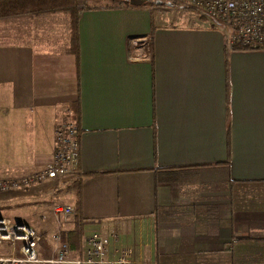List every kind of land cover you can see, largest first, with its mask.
<instances>
[{"label":"crops","instance_id":"0c3cea01","mask_svg":"<svg viewBox=\"0 0 264 264\" xmlns=\"http://www.w3.org/2000/svg\"><path fill=\"white\" fill-rule=\"evenodd\" d=\"M9 1L0 21L23 14ZM52 1L68 5L62 38L0 28V177L52 161L67 112L78 127L76 173L0 201L55 196L51 207H73L71 231L79 212L83 241L104 223L136 260L264 264L252 240L264 237V50L230 51L226 62L222 29L166 4L77 12ZM145 35L149 58L131 59L129 38Z\"/></svg>","mask_w":264,"mask_h":264},{"label":"built area","instance_id":"2783aa9c","mask_svg":"<svg viewBox=\"0 0 264 264\" xmlns=\"http://www.w3.org/2000/svg\"><path fill=\"white\" fill-rule=\"evenodd\" d=\"M163 2L196 12L206 19L210 26L222 29L228 47L233 45L250 49L264 47V0H163ZM150 46L149 35L131 37L128 40V53L131 59H146L150 56ZM69 115L70 112H67L66 118L55 127V150L52 161L21 176L0 177V195L76 173L79 154L78 127ZM52 212L55 216L69 217L73 213V207L57 203L52 206ZM44 237L53 242V248L50 256L39 258L37 248ZM0 264H153V262L149 258L136 260L128 240L122 237L115 227L104 223L97 231L85 237L82 252L73 254L69 244L61 238L59 224L56 232L50 235L44 233L40 227L34 228L13 222L7 216H0Z\"/></svg>","mask_w":264,"mask_h":264},{"label":"rangeland","instance_id":"374dc122","mask_svg":"<svg viewBox=\"0 0 264 264\" xmlns=\"http://www.w3.org/2000/svg\"><path fill=\"white\" fill-rule=\"evenodd\" d=\"M91 1L92 0H81L80 4L82 6L79 4L78 9L81 11L82 9L87 8V6H97L96 4L93 5V3L96 2L102 4L111 3L110 0ZM46 2L47 0H25L23 3H19L18 5L22 7V11H20L23 14L19 17L15 16L16 18H14L12 16L18 14L19 12L13 13V11H9L10 15L8 16L11 17L2 18L0 21V28L7 29L9 31L23 28L25 30L24 32H26L27 30L29 33L37 34L38 36L54 39L62 38L65 34V29H67V23L62 17L59 16V13L63 8L68 7V5L66 6V3L63 4L62 1H52V3H50V0H48V3ZM69 6L70 8H75L71 3ZM176 8L184 10L186 12L189 11L193 13L192 15L195 14L197 18L202 21H206L209 24L206 19L200 17L196 12L184 8ZM18 9L19 8H17L16 10ZM75 9L77 10V7ZM66 14L68 16L69 29L73 32L72 17L70 13L66 12ZM36 184H40L42 188L41 190H44L49 186L50 183L49 181H44ZM56 200L62 201L55 196L46 197L42 192L40 197L35 199L28 198L17 202L0 201V216H7L13 222L23 223L34 228L40 227L44 233H48L50 235L56 232L59 224L61 238L64 240V237H67V235L69 236L72 231L70 230V226L68 225V216H55L53 214L50 204L55 202ZM78 246H81L80 250L84 247V241L83 239H81V236L78 242ZM52 248L53 242L50 241L47 237H44L37 248L38 257L50 256ZM7 249L9 250L10 247H7ZM189 258L190 259H188V262L186 261V264H224L223 262H225L222 260L223 257Z\"/></svg>","mask_w":264,"mask_h":264},{"label":"trees","instance_id":"16d2710c","mask_svg":"<svg viewBox=\"0 0 264 264\" xmlns=\"http://www.w3.org/2000/svg\"><path fill=\"white\" fill-rule=\"evenodd\" d=\"M22 1H24V0H22ZM65 1L68 2V3L73 4V7H75V8L77 7V12L80 11L78 9V6H79L81 0H65ZM110 1H111V3L108 4V6H110V5L111 6L112 5H124V6L131 5L128 0H110ZM155 1L156 0H147L142 5H158V4L155 3ZM9 2H10V5L12 7L14 5H17V4L21 3L20 0H16L15 2L10 0ZM164 4L165 3L160 4V5H164ZM69 10L71 11L72 9H68V11ZM70 13H72V12H70ZM236 50H241V51L264 50V47L259 48V49L245 48V47H242L241 45H233L232 47H229V48L226 47V49H225L226 62L228 61L229 52L230 51H236ZM79 183H80L79 179H75L73 182H71L69 184L70 189L75 190V194L77 196H79V191H78V186H77V185H79ZM75 207H76V211H78L79 210V201L75 204ZM78 213H76V215H75L76 216V224H75L74 230H72V232L70 233L69 236L64 237V240L67 241V243L69 244L70 249H72V250H74V248H77L78 242H79V239H80L79 223H77V221H78L77 219H79ZM252 240L253 241L258 240V242H261L260 245L264 246V237L263 236L258 237V238L253 237Z\"/></svg>","mask_w":264,"mask_h":264},{"label":"water","instance_id":"95a60500","mask_svg":"<svg viewBox=\"0 0 264 264\" xmlns=\"http://www.w3.org/2000/svg\"><path fill=\"white\" fill-rule=\"evenodd\" d=\"M147 0H129V3L131 5H134V6H139V5H142L144 2H146ZM156 4L160 5V4H163L165 2H163V0H156L155 1ZM166 5L168 6H171V3H165Z\"/></svg>","mask_w":264,"mask_h":264}]
</instances>
